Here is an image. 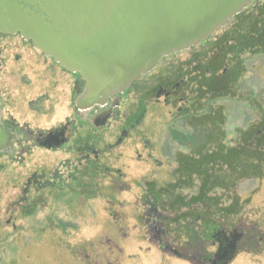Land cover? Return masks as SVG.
Returning <instances> with one entry per match:
<instances>
[{"label": "rangeland", "instance_id": "374dc122", "mask_svg": "<svg viewBox=\"0 0 264 264\" xmlns=\"http://www.w3.org/2000/svg\"><path fill=\"white\" fill-rule=\"evenodd\" d=\"M252 5L202 45L163 59L151 74L123 93L120 114L126 115L135 127L120 147L103 157L100 171L90 169V175L81 179L80 192L74 189L77 185L69 182L66 197L57 201L55 194L46 191L43 194L48 207L24 213L15 208V201L26 177L35 170L54 169L71 156L35 148L20 163L15 160L14 149L0 153V264H194L164 252L152 240L153 233L142 221V202L153 199L152 194L161 187L174 191L183 165V160L175 161V157L192 154L187 144L197 145L193 138L213 134L218 142L225 139L226 146L216 145L219 152L222 149L220 153H225L249 128L264 130V0ZM74 78L56 70L52 63H43L40 51L34 50L31 43L25 44L20 36L0 34V83L4 80L3 98L7 104L4 117L13 115L21 123L43 129L72 119L69 85ZM211 90L221 93L214 97L216 93ZM164 91L172 96L165 97ZM139 92L147 94L143 98ZM37 96L44 101L31 107L28 102ZM220 109L226 118V137L222 138L221 128L191 132L195 117L209 116L213 114L211 110ZM145 112L144 119L136 125ZM111 125L104 132L108 143L119 136L120 125ZM79 132L84 142L95 139L86 126ZM178 142L187 146H179ZM98 146L103 149V143ZM237 146L242 149L237 154L242 165L244 152L251 151V147L242 143ZM250 172V178L241 179L239 187H232L229 193L215 189L213 193L220 198L221 206L211 204L209 212L229 207L226 197L230 196V203L239 206L230 222L264 230V174L257 177L252 175L253 169ZM217 175L212 172V177L224 181L219 182L228 183L225 175ZM193 181L194 187H181V196H196L200 183L196 178ZM121 186L126 190L122 191ZM235 197L240 198L239 202ZM170 202L163 203V216L167 218L166 240L174 249L192 239L185 235V223L170 222L188 210L181 206L169 208ZM192 206V210L197 209L195 204ZM219 226L220 223L209 224V238ZM257 243L258 247L249 246L238 253L231 264H264V242ZM217 249V245L210 244L206 252L215 254Z\"/></svg>", "mask_w": 264, "mask_h": 264}, {"label": "water", "instance_id": "95a60500", "mask_svg": "<svg viewBox=\"0 0 264 264\" xmlns=\"http://www.w3.org/2000/svg\"><path fill=\"white\" fill-rule=\"evenodd\" d=\"M254 0H0V34L31 41L81 73L88 109L127 90L164 57L198 46ZM1 123L0 153L12 148ZM237 240H222L212 264H230ZM165 252L177 255L166 246Z\"/></svg>", "mask_w": 264, "mask_h": 264}, {"label": "flooded vegetation", "instance_id": "af4514ba", "mask_svg": "<svg viewBox=\"0 0 264 264\" xmlns=\"http://www.w3.org/2000/svg\"><path fill=\"white\" fill-rule=\"evenodd\" d=\"M24 43L30 44V42L26 41H24ZM32 48L39 51L35 49L34 46H32ZM40 54L43 58V63L45 62L47 65L52 63L55 69L62 74H67L72 78L76 77L74 78L73 83L69 85L71 87V108L73 109V118L66 119L63 123L52 128L43 129L41 127L33 128L30 123L25 121L21 123L20 120L13 115L4 117L3 113L7 104L6 100L3 98V92H5V84H3V80L0 83V106L3 128L11 135V145L15 150V160L20 163L21 161H24V157L30 155L35 148L50 153L60 151L65 155H70L71 158L64 159L54 169L45 168L42 169V171L35 170L26 177L22 188L19 191L17 200L15 201V208L21 209L24 213H33L37 208L41 207L47 208L49 201L43 194L46 191H49L51 195L55 194V196L53 195V198L57 201L66 197L69 182L70 184L77 185V188L75 186L74 189H77L78 192L83 190V182H81V179L84 176L90 175V169H97L100 171L101 169L98 168V166L103 157L106 154L113 152L117 147H120L126 138L129 137L130 130L135 127L126 115L122 116L120 114L121 105L123 103V94L116 95L113 99H109L103 104L97 103L88 109H82L78 106L85 90V82L82 80L81 76L62 68L53 59L48 58L42 52H40ZM16 57L17 59H20L19 55H16ZM50 85L51 82L48 81L47 86L49 87ZM159 91L161 94V89ZM146 92H139V96H143L144 98V95L147 94ZM44 94L47 95V93ZM164 96L170 97L172 94L164 91ZM43 98L45 99V97ZM141 100L142 99H140V101ZM41 101H44L42 100V97L37 96L28 103L31 107H34V105L39 104ZM145 114L146 112L144 115L141 114L138 117L136 125L144 119ZM223 119V125L220 127L222 138L224 136L226 137V118L224 114ZM111 123L120 125V128L117 127L119 136L116 137V140H114L113 143H108L105 141L104 132L107 129H111ZM85 126L91 130V135L95 136L94 140L89 141L87 139V141L84 142L79 136V131ZM208 131H206V133ZM258 131L260 130L256 131L253 127L249 128L247 134H244L243 132L240 141L235 144V147L229 146L225 153H220L222 149H220V152L217 150L216 145L214 144L215 142L212 141L215 140L213 134L204 136V142H195V144L198 143L197 145H191L192 142L187 145L188 147L191 146L189 149L194 151L192 152V154L194 153V157L196 155L199 156L200 159L198 163L202 162L211 166V164L219 162L225 169V173L223 175L220 174V176L222 177L225 175L227 178V165L229 161L237 160L239 158L237 154H239L240 149L237 145L240 143H250L252 141L251 138L254 137L253 135ZM191 132L196 134L194 128ZM198 138L199 137L197 136L194 139ZM224 140L222 142L219 141L217 144L220 145V147L221 144L226 146ZM100 143H103V149L98 146ZM178 144L179 146H187L185 143L183 145L178 142ZM199 150L202 151V154ZM180 154L176 155L175 161H179L180 159L184 160L185 155L183 156ZM83 167H85V169H83ZM70 170L72 171L70 172ZM106 171L109 170L106 169ZM121 187L123 189L122 191L126 190V186ZM142 203L144 204L142 221L144 222L145 227L147 228L149 226L153 233L154 237L152 240L156 241L162 249L166 246H170L166 240L167 234L165 217L163 216L162 211L163 209L152 199H143ZM8 223H10V221H8ZM220 225L221 226H219L217 230L218 232L215 231L211 238H209L208 235L205 237L195 236V238L192 239L191 242L186 243V245L174 248L176 249L177 256L189 259L194 264H212L214 254H208L206 252L207 247L210 246V244L211 246L217 245L219 247V242L223 239L232 241L235 237H238L236 248L238 253H240L241 251H246L247 248L249 249V246L254 248L255 245V247H258L257 240L259 243L260 241L264 242V230H261L255 225L251 228L245 227L239 222H230L229 224L223 223Z\"/></svg>", "mask_w": 264, "mask_h": 264}, {"label": "trees", "instance_id": "16d2710c", "mask_svg": "<svg viewBox=\"0 0 264 264\" xmlns=\"http://www.w3.org/2000/svg\"><path fill=\"white\" fill-rule=\"evenodd\" d=\"M262 14L264 15V9L262 11ZM241 15L237 16V18L241 17ZM261 52L264 53V49H261ZM214 72H212L211 74H213ZM211 93H216V95L214 94V97H217L221 93V91L214 90V92L212 91ZM211 111L213 114L209 116L203 115L201 117H195L196 123H191L190 126H192L196 132H201V133H206V130L208 128L216 129V130L220 128L224 120L222 110L220 109L216 112L213 110ZM190 114L193 115L192 112ZM258 132L253 135L254 137L251 138L252 141L250 143L248 144L245 143V145H247L248 147H251L250 148L251 151H248L249 153L244 152L245 161L243 162V164L241 165L240 156L237 160L229 161L228 167H227L228 168L227 178L229 179L228 183L227 182L222 183L224 182L223 180H217L216 178L212 177L213 171L216 172V175L217 174L223 175L225 173L224 167L219 162L213 163L211 164V166L206 165L202 162L198 163L200 158L197 155L194 157V153H193V154H190V156L188 157H184L183 165H182V172L180 176L178 174V178L176 179L175 186L174 187L171 186L174 188V191L171 190L172 188L168 189L167 187L165 188L161 187V189H158L152 194L153 195L152 200H154L155 203L159 205L161 203L160 207L164 210H165V207L163 203H166L169 200L171 201L169 208H173V206H181V207L186 208V210H188V212H184L180 214L179 216L175 218L173 217V219H170V222H176L180 224L183 223V225L185 223V227L183 228L186 233L185 235L188 238L194 239L195 236L205 237L206 235H208L207 229L210 223L222 224L223 222L224 223L227 221L230 222L231 220L230 216L232 214L238 213L236 209L239 208V206L237 205V203H236V206L234 205V203H230L231 202L230 196L226 197V199H228V202H229L228 204L229 207L227 206L225 209H222V211L218 210L217 208L216 213L209 212L211 204L217 205V206L219 204L221 206V202H219L220 198L217 197V195L213 193L215 189L217 188L222 189V191L226 193L231 192L232 187L237 186L241 182V179L250 178L247 175V173L251 175V172H250L251 169H253V174H252L253 176L262 177V175L264 174L262 170V167L264 166V133L262 130L260 133ZM193 140H195V142L205 141L204 136H202V139L193 138ZM190 141L191 140L189 139V142ZM212 141H214L215 142L214 144L217 145L218 141L216 139ZM241 150L242 149L239 150V154ZM199 152H201L202 154L201 150H199ZM217 176L221 177L220 175H217ZM209 177H210V180H209ZM193 178H196L197 179L196 182L200 183L199 184L200 188L197 189L196 196H193L190 198L186 196H181V193H180L182 191L181 187H185L187 185H192L193 187L195 186L194 184L195 181H193ZM219 181H222V182H219ZM191 182L192 184H190ZM151 189L153 190L154 186H152ZM175 190H176V194H175ZM164 197H167V199L160 201L159 198H164ZM235 198H238V197H235ZM239 199L240 198H238V202H239ZM194 204H195V207L197 208L196 210H192L194 207L192 205ZM238 204L240 205V203ZM222 205H223V202H222ZM232 206H235V207L231 208ZM187 207H190V208H187ZM171 210L173 211V209ZM212 211H215V210L212 208ZM210 215L212 216V218L210 217ZM218 215L222 216V218L217 219L219 217ZM166 219L167 218H165V220Z\"/></svg>", "mask_w": 264, "mask_h": 264}]
</instances>
